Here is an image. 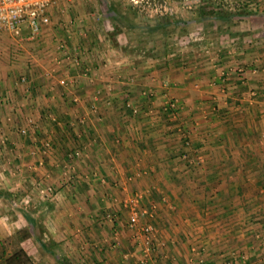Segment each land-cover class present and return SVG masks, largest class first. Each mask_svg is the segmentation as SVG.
<instances>
[{"label": "crops", "instance_id": "obj_1", "mask_svg": "<svg viewBox=\"0 0 264 264\" xmlns=\"http://www.w3.org/2000/svg\"><path fill=\"white\" fill-rule=\"evenodd\" d=\"M138 1L124 0V10L151 8L159 15L155 23L163 25L165 18L191 21L201 0ZM224 2L231 8L264 10V0ZM92 4L58 0L50 9L52 27L41 30L38 46L51 48L62 36L59 44L71 53L67 59L60 52L62 65L55 72L34 70L25 54L32 52L26 49L24 60L16 55L8 62L2 44L34 39L0 32V174L9 170L8 164L13 176L0 177V243L5 246L0 255L5 249L10 253V240L27 230V242L44 248L47 264H68L73 251L75 260L92 264H141L140 245L126 227L130 211L123 206L138 195L140 207L153 214L141 215L140 224H152L157 235L145 264H264V54L252 45L229 43L203 50L188 44L187 51L167 52L162 45L161 50L151 46L149 52L130 40L124 49L117 42H103L101 52H95L80 43L100 38L90 12L101 14L111 42L115 32H110L114 27L108 17L113 20L120 6L119 0ZM127 13L124 21L130 19ZM53 21L58 23L54 30ZM258 24L264 27V18L253 21L252 29ZM140 27L142 31L127 30V39L137 32L140 40L149 38L147 24ZM168 32L163 36L173 39L174 28ZM121 34L126 33L117 36ZM192 35L184 32L188 40ZM236 67L245 68L244 78L236 77ZM255 67L257 74L251 71ZM70 78L75 80L72 89L60 86L57 94L50 86ZM72 95L79 96L77 103L70 100ZM171 98L178 100L173 117L161 112ZM126 103L139 114L133 115ZM42 107L49 113H41ZM45 121L50 124L42 130L39 124ZM22 127L26 135L19 134ZM40 133L46 135L42 140ZM49 140L52 147L44 151L43 143ZM74 153L78 156L69 157ZM46 202L60 210H47L56 219L45 225L41 239L27 218L35 220L36 203ZM121 212L127 214L124 223L119 221ZM106 214L113 216L114 224L103 223L100 216ZM20 217L28 222L23 229ZM24 241L19 248L27 250ZM88 248L92 256L85 254ZM27 252L35 260V254Z\"/></svg>", "mask_w": 264, "mask_h": 264}, {"label": "rangeland", "instance_id": "obj_2", "mask_svg": "<svg viewBox=\"0 0 264 264\" xmlns=\"http://www.w3.org/2000/svg\"><path fill=\"white\" fill-rule=\"evenodd\" d=\"M83 1L86 4L93 5L92 4L93 0H83ZM123 2H124V0H119V4L118 5L120 6V9H114L113 20L109 19L110 17H108V21H110L109 22L110 25L112 26V28L114 27L113 31H112V29H110V32H115V37H113V40L111 39V42L107 41L108 40L107 39V34L105 35V33L107 31L105 32V28H106L105 24H104V26H102V23H101L102 16H101V14L93 12V10H92V12H90V13L91 14L93 13V15L90 18H94V24L97 25V26L99 25V30H100L99 31V33H100L99 36H100V38L97 39L98 41H93L91 39L88 41L87 39H84L83 41H80V43H84V44L88 43L95 52L98 51V50H100V52H101V50L105 46V44L103 42H105L106 44L110 43V46H111L112 42H113V45L117 42L119 47L124 49L123 46H128L130 41L137 42L136 46H139V47L141 46L140 48H143V49L145 47L149 48L148 49L149 52L152 51L151 46L153 48H160V50H161V41L160 40H161V36L164 35V31H163V35H162V31L161 30L154 32L155 33L154 35H151V36L149 35V38H145V39L143 38L142 40L139 39L138 32L134 35L133 38L127 39V36L129 35L128 31H132V33H133V31H136L135 27H137V31H138V30L143 28V27H140V26H143L144 24H147V27H149V26H151V27L157 26L158 22L155 23V20L158 19L159 15H157L155 12H153V10L151 8H149V12H147L145 10V8H144V10H142L140 8L139 9L137 8V9H131V10L130 9L124 10L125 7L123 6ZM229 8H231V7L229 6ZM104 9H105L104 11H106L108 13V9H106V8H104ZM68 10L67 11L64 10V12L66 14H68L69 17H71V16L74 17V15L72 13L68 12ZM139 10H140V12H139ZM125 11L128 12L127 15L130 16V19L126 18L127 20L125 19V21H124L123 17L125 16L124 15ZM180 16H182V15H180ZM162 17L165 18L166 16L162 15ZM186 17L187 16H185V18ZM61 20L63 21V18H61ZM62 21L59 20V22L63 24ZM51 22L52 21H50V28L52 27L51 26ZM57 22H58V20H57ZM260 22H263V21H260ZM53 24H55V26H53V30H54L58 26L57 25L58 23L56 24L53 21ZM92 24L93 23H91V21H90L89 25H92ZM256 26H257L256 30L262 31L264 29V27L263 26L261 27V25H259V24L256 25ZM120 28H122L124 30V32L126 33L125 35L121 34V35L117 36V34H120L123 31ZM130 28H132V29H130ZM184 28H185V30H180L179 35L176 34V31L174 30V35L172 36L174 38L167 41V51H170V50L171 51L172 50L176 51V50H179V49H182L183 51H187L188 50L187 48L189 47L188 44H190L191 47H195L197 45V47H198L197 49H202L203 50V49L211 47V46L212 47L218 46V45H220V43H223L225 41L228 42V41L231 40V39H227L228 38V32L225 31L223 34H221L220 32H218L217 28H214V27H206V26H202V25L190 24V25H188V26H186ZM169 29H171V27ZM169 29L166 30V31L168 32ZM18 30H19L20 36H22L23 38H26L29 35V33H30V31L26 28V25H22L21 28L18 29ZM187 30L189 31V33L193 34L192 35V37H193L192 39L188 40L187 38H185L184 32L187 31ZM230 30H231L230 32H233L235 30L237 32L238 31L239 32H241V31L244 32L246 30V27H244V26H242V27L235 26V27H232ZM200 31H202L204 33L199 34L198 32H200ZM168 33H169V35H171L170 32H168ZM104 36H106V37H104ZM175 36L178 37L179 39H176ZM61 37L62 36H59L55 40L56 42L51 46V48H48V49L43 48V50H42V48L40 46H38L40 43H42V40L41 41L39 40L41 37L34 39L32 42L22 41V42H19V44L16 43L15 41H12V40L11 41H7L8 42L7 44L10 45V48H8L7 44H5V43L2 44V45L5 46L8 49L5 52L6 55H8V56H6V58H8V62L14 61V58H16L15 57L16 55H19V59L20 60H24V59L21 58V56H24L26 54V56L30 60L29 64L32 66V68L34 70L40 68L42 70L46 69V70H50L51 71V69H54V72H55L57 70V66L61 67V65H62L61 64L62 61L60 62V59H61L60 55L61 54H60L59 50H57V43L59 44L58 41H60L59 39ZM117 37H120L118 39L119 41H117V39H116ZM170 37L171 36H169L168 38H170ZM128 40H130V41H128ZM229 43L231 44L232 42L230 41ZM224 44H227V43H224ZM14 47L18 48L17 51L14 50ZM253 47H254V49L257 50L258 54H260V55L264 54V42H256ZM11 48H13V49H11ZM140 48H139V50H140ZM23 49H26L28 52H32V54L29 55L27 53H25V54L23 53V55H22ZM106 49H107V47H106ZM47 50H49V51L47 53H45ZM159 52L160 51H158L157 53H159ZM157 53H154V54H157ZM59 63H60V65H59ZM41 74H42V72H41ZM38 78L41 81L43 80L42 82H44L43 84L45 86L48 85V82L44 81V79H43V77L41 75L38 76ZM50 83H52V82L50 81ZM50 86H52L54 88V92L55 93H57V94L59 93L58 91H59V88H61V87H60V85L58 83L57 84H50ZM68 88L72 89V87H70V86ZM43 91H46V89L43 88ZM42 94H43V92H42ZM76 97H79V96L77 95ZM72 98H74L73 95L70 96V100L72 101V103H74ZM40 111H41V113H44V112L49 113V109L44 108V107H42ZM171 114H172L171 111L166 113V115H171ZM47 124L49 125L50 123L47 122V121H45L44 123L40 122L39 128H41L43 130V127L46 128ZM38 137L40 138V140H42V139H44L46 137V135L44 133H40V135ZM7 167H9V170L7 171L5 169V171H2V173H3L2 175H4L6 173L8 176H12V173L9 172L11 170V167L8 164H7ZM54 173H55V175L53 176V178H55L57 180V182H58V180L60 178L59 174L57 173V171H55ZM2 175L0 174L1 178H2ZM75 177L76 176L74 175V178ZM51 178H52V175H51ZM45 190H46V188H45ZM42 194H44V193H42ZM48 196H50V195L48 194ZM42 199L44 200V198H42ZM48 199H50V198H48ZM50 203L46 202L45 203L46 207L42 206V203H40V204L36 203V205H35L37 207V210L35 211L36 230H37V232H36L35 235L36 236H38V235L40 236L41 235L42 236L41 239H43V237H44V234L42 233V231H43V228H45V225H47V226H50L51 224L53 225V221L56 219V215L55 216L53 214L50 215L49 213L52 210H56V211L60 210V208L55 206V204H53L52 202H50ZM47 210H50V212H48ZM106 213H109V211L106 210ZM120 215L121 216H120V220L119 221H121V219H122L123 220L122 222L124 223L126 221L127 214H125V212H124V214L121 212ZM100 217H104V216L102 215ZM102 220H103V223H105V224H110V225L113 224L112 221H107V220H105L103 218H102ZM27 223L28 222L24 218H21V217L19 218V224L21 225L22 229L27 225ZM140 225H142V224H140ZM125 231H126V229H125ZM19 234L20 235L23 234L25 236V241H24V244H23V245H25V248L30 252V254H35L34 255L35 256V260L34 261L37 262V263H40V264H47V260H50V259H48L46 257L45 252H44V248L39 247V243L32 244L31 240L29 241L30 243H28L27 240L30 237V235H28V233H26L24 231H19ZM73 236H75V235H73ZM75 241H76V239H75ZM85 242H87V241H85ZM2 244L3 243H0V247L1 246H2L1 248L5 247ZM10 244L12 246L10 252L18 249L20 247V245H21L20 241L17 238V236L15 237L14 240H12V239L10 240ZM6 251L7 250L5 249L2 252L6 253ZM92 253H93V251L90 248L86 249V251H85L86 255L90 254L92 256ZM74 255H75L74 251L70 252L68 254V256H67L68 264H80V263L81 264H92L91 260H82V259L79 260L78 258H77V260H75V256Z\"/></svg>", "mask_w": 264, "mask_h": 264}, {"label": "built area", "instance_id": "obj_3", "mask_svg": "<svg viewBox=\"0 0 264 264\" xmlns=\"http://www.w3.org/2000/svg\"><path fill=\"white\" fill-rule=\"evenodd\" d=\"M58 0H0V32H6L12 35H19V30L22 25H26V28L30 31L29 35L26 37L28 40L35 39L41 32V30L50 24V9L56 4ZM132 3L137 4L138 0H130ZM20 27V28H19ZM59 52L66 55L67 59H71V53L68 51L67 47L64 44H60L58 46ZM79 51H76L75 57L73 59L74 62L80 58ZM252 73H259V68H252ZM236 74L243 76L244 70L242 67H236ZM264 72V69H263ZM75 80L73 78L70 79H62L59 81V85L62 87H69L74 85ZM148 91H143V95H147ZM254 95L253 92H251ZM94 97H99V92H96ZM73 102H78V98H72ZM178 100L175 98H171L167 100L161 112L167 113L169 111L172 112L171 116L177 111ZM125 107L131 110L133 115L139 114L138 110L134 108L130 103H126ZM151 113V112H150ZM19 134L26 135L27 128H20ZM261 138L264 141V132L261 133ZM52 147L51 141H45L43 143L44 151L50 150ZM74 155V156H73ZM77 153L70 154L69 157H77ZM50 188H47V192H51ZM123 206L128 208L130 213L128 215L126 226L133 233V237L135 241L140 245L142 260L141 264L146 263V259L152 254L154 250V245L156 243V231L152 224L144 223L140 225V216L147 215L149 218L153 217V214L146 211L145 209L140 207V197L138 195H134L129 198L125 202H123ZM113 216L110 214L105 215V219L107 221H112ZM264 230V229H263ZM264 235V232H263ZM261 238L263 236H257ZM264 237L262 238V241Z\"/></svg>", "mask_w": 264, "mask_h": 264}, {"label": "trees", "instance_id": "obj_4", "mask_svg": "<svg viewBox=\"0 0 264 264\" xmlns=\"http://www.w3.org/2000/svg\"><path fill=\"white\" fill-rule=\"evenodd\" d=\"M105 2L106 0H101ZM264 18V10H258L256 8L248 7V5H242L240 7L229 8L225 4L224 0H201L199 2L198 7L195 9L194 17L188 21H172L168 18H165V23L162 25L158 23L157 26L154 27H146L145 31L148 34L154 35L156 31H166L170 27H173L175 31L185 30L184 27L190 25L191 23L206 26V27H214L217 28L218 32L223 34L225 31L228 32V38L231 39L230 41H225L223 43H229L231 46H242L244 44L254 46L256 42H264V32H260L258 30L252 29V22ZM190 21V22H189ZM239 26V27H246V30L243 32H237L236 30L230 32L232 27ZM143 28L141 29V31ZM226 34V33H225ZM224 34V35H225ZM164 37L162 40L161 45L164 52L167 51V41L168 39ZM113 43V42H112ZM245 68H243L244 70ZM238 78H244L243 76L239 75L236 76ZM241 81H237V85H239ZM111 213V212H110ZM104 216V215H103ZM105 219V216L103 217ZM106 220V219H105ZM27 221L29 224L34 227L36 224V219L34 220L32 217H28ZM112 223L114 224V218H112ZM127 227V226H126ZM25 230L24 232H26ZM27 233V232H26ZM17 234L15 235V237ZM22 236V235H21ZM19 241H23L25 236L19 237ZM52 250L53 248H49ZM3 251V250H2ZM53 257L55 260H60L57 255ZM57 257V258H56ZM0 260H3L1 264H40L33 260L32 257L29 256L27 250L23 249L22 247L16 249L10 253L2 252L0 255ZM58 264V263H57Z\"/></svg>", "mask_w": 264, "mask_h": 264}]
</instances>
